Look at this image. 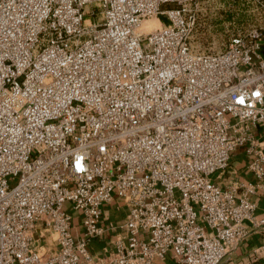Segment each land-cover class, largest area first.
Segmentation results:
<instances>
[{"label":"built area","instance_id":"built-area-1","mask_svg":"<svg viewBox=\"0 0 264 264\" xmlns=\"http://www.w3.org/2000/svg\"><path fill=\"white\" fill-rule=\"evenodd\" d=\"M200 3L0 0V264H220L264 224L211 178L243 145L264 174V27L194 51Z\"/></svg>","mask_w":264,"mask_h":264},{"label":"crops","instance_id":"crops-1","mask_svg":"<svg viewBox=\"0 0 264 264\" xmlns=\"http://www.w3.org/2000/svg\"><path fill=\"white\" fill-rule=\"evenodd\" d=\"M250 157L245 152V146H238L230 154L227 167L212 175V180L221 187L232 186L236 193L241 192L242 186L251 184L253 191L249 194V200L254 203V220L264 217V174L257 177L248 168ZM103 225L107 227L109 223L121 221L127 209L117 199L104 203L102 207ZM248 232L247 236L236 243L225 255L220 264H264V250L260 248L264 244V224H255L251 220L244 222ZM74 234H79L81 227L78 216L74 214L73 228ZM116 232L105 229L103 234L92 239L88 244L90 253L95 257L106 256L112 246V240ZM41 244H48L46 240H40ZM153 264H175L170 254L163 260H154Z\"/></svg>","mask_w":264,"mask_h":264},{"label":"rangeland","instance_id":"rangeland-1","mask_svg":"<svg viewBox=\"0 0 264 264\" xmlns=\"http://www.w3.org/2000/svg\"><path fill=\"white\" fill-rule=\"evenodd\" d=\"M262 6V0H201L195 13L197 24L191 38L193 50L217 52L239 31H261L264 27ZM158 19L161 24H168L165 15H159Z\"/></svg>","mask_w":264,"mask_h":264},{"label":"bare ground","instance_id":"bare-ground-1","mask_svg":"<svg viewBox=\"0 0 264 264\" xmlns=\"http://www.w3.org/2000/svg\"><path fill=\"white\" fill-rule=\"evenodd\" d=\"M159 22L156 20V19H152V20H150V21H146V22H144V24H143V29H145L146 31H148V30H150V29H152V28H157V27H159Z\"/></svg>","mask_w":264,"mask_h":264}]
</instances>
